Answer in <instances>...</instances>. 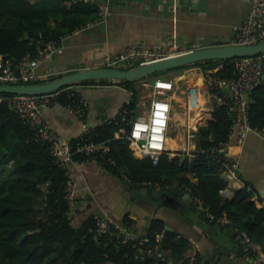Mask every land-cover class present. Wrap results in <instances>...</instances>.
Wrapping results in <instances>:
<instances>
[{"label": "trees", "instance_id": "1", "mask_svg": "<svg viewBox=\"0 0 264 264\" xmlns=\"http://www.w3.org/2000/svg\"><path fill=\"white\" fill-rule=\"evenodd\" d=\"M99 17L96 5L85 2L0 0V55L18 63L25 54L34 55L44 41L70 34ZM216 61L221 60L198 62L144 79L156 80L194 66L204 70ZM222 61L224 67L217 74L236 76L233 59ZM137 81H120L133 92L134 107L139 99ZM253 96L251 123L263 129L264 82L254 89ZM211 98L213 119L196 127L197 150L192 157L182 152L174 158L163 154L158 164H153L150 158L136 156L129 140L117 137L115 125L101 128L98 140L109 144L110 155L132 185L181 189L214 224L232 233H247L264 253V207L258 205L253 192L246 188L238 189L232 198H224L221 193L227 183L223 178L224 164L205 152L226 140L231 126L225 100L215 92ZM74 158L83 159L79 155ZM104 166L122 173L111 165ZM70 177L68 167L55 160L49 145L35 141L34 131L7 104H0V264H206L201 254L194 252L192 241L173 231L168 234L165 259L139 258L135 242L99 234L94 216H88L79 226L73 225L74 199L66 192ZM224 218L226 222L222 221ZM124 223L134 225L129 218ZM166 230L162 220L153 219L143 236L163 246Z\"/></svg>", "mask_w": 264, "mask_h": 264}, {"label": "crops", "instance_id": "2", "mask_svg": "<svg viewBox=\"0 0 264 264\" xmlns=\"http://www.w3.org/2000/svg\"><path fill=\"white\" fill-rule=\"evenodd\" d=\"M111 1V16L106 23L72 34L66 39L64 51L40 64L37 72L51 74V79H56L75 71L103 67L105 55L120 53L130 45H153L165 40H177L201 48L231 43L236 28L244 21L249 9L248 0ZM182 71L186 74L178 77L181 83L201 82V66L179 72ZM197 71L200 74L196 77ZM138 80L144 82L148 79ZM145 82L154 83L149 80ZM72 86L87 100L88 121L91 124L115 116L120 106L133 97V92L119 81L89 80ZM135 87L138 90L137 82ZM222 91L227 97L230 96L225 89ZM182 101L184 95L179 89L174 94V122L169 129L171 158L184 151L187 126L192 118L194 122L203 118L201 125H207L213 119L214 101L205 87L201 96L202 107L196 115H188L181 106ZM41 111L64 140L73 141L81 132V124L73 112L59 106L44 107ZM237 134L236 131L232 136L230 152L237 161L239 177L253 187L254 199L260 207H264V131L249 132L242 145L237 144ZM68 169L75 181L73 225L79 226L88 216L97 218L101 214H108L121 223L131 219L136 232L143 236L150 222L159 219L165 223L166 229L188 237L193 243L194 252L200 253L204 261L211 259L210 263L216 264V256L229 249L232 251L230 264H252L251 256L242 246L235 251L238 243L232 238V232L216 223L190 220L182 211L183 201L170 191L152 189L146 184L133 185L148 188L149 191L132 201L129 187L132 184L123 176L121 168L120 175L99 162L74 160ZM223 178L226 181L225 176ZM192 180L196 182L197 178ZM238 189V186L226 183L222 195L232 198ZM196 224L204 230L211 228L210 234L205 235L203 230L197 229ZM217 245L220 246L219 250H216Z\"/></svg>", "mask_w": 264, "mask_h": 264}, {"label": "built area", "instance_id": "3", "mask_svg": "<svg viewBox=\"0 0 264 264\" xmlns=\"http://www.w3.org/2000/svg\"><path fill=\"white\" fill-rule=\"evenodd\" d=\"M73 1L96 5L99 19L87 26L77 28L70 34L44 41L34 55L27 53L18 63L0 55V85L35 84L51 79L53 77L51 74L44 75L37 72L39 65L61 54L66 39L72 34L106 23L111 16V0ZM248 3L249 9L244 21L235 30L232 44L251 45L264 40V0H248ZM198 48L199 45L177 40H165L153 45H130L120 53L105 55L103 67L126 70ZM233 63L237 70V75L233 77H221L217 74L224 67V62L221 60L203 70L201 82L174 83L165 77L157 78L153 84L145 82L144 86L153 89L150 107H146L141 113L142 110L138 109L139 102L134 107L132 99H128L120 106L115 116L101 119L93 124L88 121L87 100L72 85L44 94L1 93L0 104H7L17 114L18 119L34 131L35 141L49 145L51 154L62 167H68L75 160L74 157L79 155L83 157L80 161L99 162L103 166L108 164L121 171L117 161L110 155L109 144L98 140L100 129L107 125L117 126V137L129 140L136 156L150 158L153 164H158L163 154L171 155L169 129L173 122L174 94L181 89L184 95L181 106L188 115H196L202 107L201 96L205 87L210 97L211 93L215 92L225 99L228 106L227 115L231 120L228 138L211 146L205 152L209 157L223 162L227 184L232 183L239 189L246 188L247 191L253 192L250 184L241 181L238 164L230 152V147L232 136L236 131L238 132L236 141L239 145L244 143L249 132L264 131V128H255L250 119L251 107L255 103L253 91L264 82V53L233 58ZM225 88L230 91L229 97L222 91ZM51 106L67 109L78 118L81 132L73 141L60 137L43 116L41 109ZM191 120L187 126L183 151V155L188 157H192L197 150L196 127L200 126L204 119L200 117L197 122H194L193 118ZM122 174L128 179L124 173ZM66 192L70 199L75 198V181L72 177L68 180ZM197 202L200 204V200ZM222 221L227 220L224 218ZM96 231L123 242H135L136 257L150 256L165 259L166 254L161 243L152 242L149 237L139 235L134 225L118 222L108 214L97 217ZM240 237L241 246L251 256L252 264H264V253L260 245L245 232H241Z\"/></svg>", "mask_w": 264, "mask_h": 264}, {"label": "water", "instance_id": "4", "mask_svg": "<svg viewBox=\"0 0 264 264\" xmlns=\"http://www.w3.org/2000/svg\"><path fill=\"white\" fill-rule=\"evenodd\" d=\"M155 2L157 0H154ZM163 1V0H162ZM171 1V0H167ZM264 53V40L256 44L251 45H240L232 43H223L220 45H212L207 47H201L189 52L181 53L164 59H160L151 63H146L143 65L136 66L131 69L121 70L115 68L107 67H96L88 68L79 71H75L59 78L50 80L43 83L35 84H25V85H0V94H44L55 91L65 86L74 85L89 80H108V81H135L138 79H143L154 75L158 72H164L184 66H188L194 63L203 62L207 60H227L233 58H241L248 56H255ZM226 91H230L225 88ZM130 187V199L133 201L135 197H138L141 193L147 194L149 189L129 186ZM165 190L170 191L172 194L177 195L179 199L183 201L182 211L189 217L190 220L197 222L199 219L205 220L207 223L214 222L211 220L210 216L203 213L200 206L198 207L192 197L186 192L182 191L177 187H167ZM160 191H158L159 193ZM197 229L203 230L205 235L210 234L209 229H202L196 224ZM170 230L165 231L164 237L162 239L163 249L167 251L169 249L168 245V234ZM232 238L238 243L235 247V251H239L241 248V237L240 234L234 232ZM220 246H216V250H219ZM232 251L229 249H224L222 254H218L214 260L216 264L224 263L230 264ZM211 259L205 261L209 264Z\"/></svg>", "mask_w": 264, "mask_h": 264}, {"label": "rangeland", "instance_id": "5", "mask_svg": "<svg viewBox=\"0 0 264 264\" xmlns=\"http://www.w3.org/2000/svg\"><path fill=\"white\" fill-rule=\"evenodd\" d=\"M197 70H199V69H197ZM182 74H186L185 71H182V72H179V71L170 72L167 75H163L162 77H165L167 79H171L172 81H174V83H176L177 81H179L178 83H181L180 81H182V80H179L178 77L180 75H182ZM199 74H200V72L197 71V74L195 76L197 77ZM154 79L155 78H153V77L148 78V80L151 81L152 83L155 81ZM148 80H145V81H148ZM144 82H142L140 80L137 81V87H138V91H139V100H140L138 109L140 111L142 110L141 113L144 111V109L146 107H150V103H151V99H152L151 96H152V93H153V89L152 88H149V87H146V86L143 85ZM173 122H174V120H173Z\"/></svg>", "mask_w": 264, "mask_h": 264}, {"label": "bare ground", "instance_id": "6", "mask_svg": "<svg viewBox=\"0 0 264 264\" xmlns=\"http://www.w3.org/2000/svg\"><path fill=\"white\" fill-rule=\"evenodd\" d=\"M181 118V117H180ZM183 137V136H182ZM170 142V141H169ZM172 143V142H171ZM171 143H169L171 145ZM172 146V145H171Z\"/></svg>", "mask_w": 264, "mask_h": 264}]
</instances>
